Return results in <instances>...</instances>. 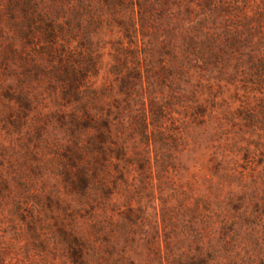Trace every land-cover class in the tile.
I'll list each match as a JSON object with an SVG mask.
<instances>
[{
  "label": "rangeland",
  "instance_id": "374dc122",
  "mask_svg": "<svg viewBox=\"0 0 264 264\" xmlns=\"http://www.w3.org/2000/svg\"><path fill=\"white\" fill-rule=\"evenodd\" d=\"M80 1L77 37L59 49L67 62L96 65L85 82L107 89L104 108L131 95L118 129L140 161L90 159L93 201L70 192L65 124L75 106L44 31L0 0V264H177L169 255L188 251L176 243L208 210H258L240 232L241 264H264V79L252 67L264 62V0H128L116 12ZM37 4L57 22L69 16L52 0ZM114 184L107 206L99 188ZM130 204L142 207L137 225L123 218Z\"/></svg>",
  "mask_w": 264,
  "mask_h": 264
},
{
  "label": "trees",
  "instance_id": "16d2710c",
  "mask_svg": "<svg viewBox=\"0 0 264 264\" xmlns=\"http://www.w3.org/2000/svg\"><path fill=\"white\" fill-rule=\"evenodd\" d=\"M11 1L20 7L28 26L32 25V28L38 27L40 30H43L52 45L51 56L57 59L58 62L53 67V73L66 86L64 88L66 104L75 106L74 111L69 116V122L65 124L69 133L74 138L65 153V159L70 167L69 170L67 169L68 173H65L67 184L70 192L78 196L81 201H93L90 192L92 191V182L95 178L94 174L92 176L87 174L92 171L90 169L92 164L90 159L106 166H115L116 164L131 165L133 161H137L138 163L140 161L136 160L135 156L130 155V147L126 142L127 138L118 129L120 122L117 119L131 108V95L122 90L123 95H125L123 101L114 100L112 104L116 108V111L104 108V106L100 105V101L104 96L103 91L107 89L100 91L92 90L85 82V79L96 73V65L88 66L86 63L81 65L71 61L67 62V53L59 49L63 45L62 43L69 44L71 40L77 37V29L82 25V15L80 12L83 7L88 6H85V2L79 0L78 3L73 5L69 4L70 1L74 2L77 0H68L69 5H65L66 9L60 5L61 0H52L56 6L54 10L59 15H65V13L67 15L69 13L68 18L61 16L59 18L61 22H57V18L55 20L51 18L52 13L43 12L39 8L41 4H37V0ZM100 2L110 6L116 12L119 9L118 7H124L128 3V0H101ZM43 5L45 6L46 4ZM8 12L12 16V12L9 10ZM126 30L129 32V25L127 23ZM21 31L22 34L27 36L29 29L25 26ZM131 31H134V26L131 28ZM252 67L256 79L263 80L264 62L261 60L254 62ZM115 68L114 65V71L116 70ZM158 110L157 115L161 116L163 108H159ZM92 111H95V113ZM129 117L132 118V116ZM85 133H89V135H87V142L83 143L80 141V137ZM119 174H121L120 179L123 180L124 175L121 170H119ZM114 187L109 188L105 186L104 188H99L105 196L107 206H115L116 204L113 202V197L119 195L120 192L117 190L118 188H116L115 184ZM129 196L130 194L128 193L127 197ZM129 202L131 200H128ZM195 208H193L192 212H194ZM257 212L258 210L254 212L256 214L249 213L248 211L217 214L208 210V214H204L199 219L192 221L186 234H183L184 239L176 243L179 247L185 240L188 243L189 249L185 252L178 248V251H182L177 257L170 254L171 263L241 264L244 260L242 252L245 253L246 250L244 249L247 247V244L243 242L245 239L241 236L240 232L243 228L248 229L252 227L250 224L253 225L254 222H250V220L259 218ZM140 214H142V207L139 206L134 209L131 208V204L122 213L123 218L131 225H137L141 217L139 216ZM248 236H252V233L248 234ZM73 238L78 246L83 247L84 239L81 236L78 235ZM171 247L170 243L166 242V249L172 252L173 248Z\"/></svg>",
  "mask_w": 264,
  "mask_h": 264
}]
</instances>
